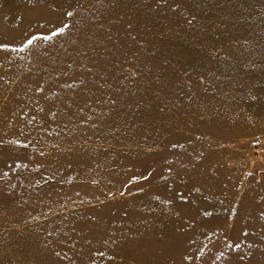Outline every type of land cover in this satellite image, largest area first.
Segmentation results:
<instances>
[{
    "label": "rangeland",
    "instance_id": "374dc122",
    "mask_svg": "<svg viewBox=\"0 0 264 264\" xmlns=\"http://www.w3.org/2000/svg\"><path fill=\"white\" fill-rule=\"evenodd\" d=\"M0 264H264V0H0Z\"/></svg>",
    "mask_w": 264,
    "mask_h": 264
}]
</instances>
